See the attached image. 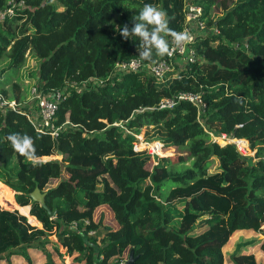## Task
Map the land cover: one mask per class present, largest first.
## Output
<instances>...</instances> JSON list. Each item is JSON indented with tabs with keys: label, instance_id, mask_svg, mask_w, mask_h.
<instances>
[{
	"label": "trees",
	"instance_id": "16d2710c",
	"mask_svg": "<svg viewBox=\"0 0 264 264\" xmlns=\"http://www.w3.org/2000/svg\"><path fill=\"white\" fill-rule=\"evenodd\" d=\"M198 2L208 31L191 43L193 61L161 79L114 69L115 60L148 62L139 38L119 32L144 4L165 10L176 31L183 0H23L0 18V74L20 67L26 52L38 59L33 85L63 93L55 136L35 128L26 103L0 106V261L31 264L38 251L43 264L64 254L74 264H119L132 247L136 262L222 264L229 235L252 229L261 238L242 241L230 259L259 264L243 249L258 243L264 252V0ZM11 87L7 95L0 84V94L20 101L18 84ZM180 91L197 92L202 106H156ZM139 131L174 156L133 149ZM208 131L245 139L252 154L208 141ZM11 133L32 138L35 162L12 148ZM34 187L53 215L31 199ZM100 204L114 225L93 218ZM19 205L40 226L13 211Z\"/></svg>",
	"mask_w": 264,
	"mask_h": 264
},
{
	"label": "built area",
	"instance_id": "2783aa9c",
	"mask_svg": "<svg viewBox=\"0 0 264 264\" xmlns=\"http://www.w3.org/2000/svg\"><path fill=\"white\" fill-rule=\"evenodd\" d=\"M23 0H6V6L0 10V18L12 14L14 8L22 6ZM202 6L198 0H183L182 3V25L176 30L177 32H188L192 39L190 42L176 47L174 44L171 53L163 57L159 56L148 62H141L138 58L115 60L114 69L116 71L140 70L143 69L155 78L161 79L170 71H177L176 63H185L193 61L195 52L191 43L200 34L208 31L201 16ZM167 40L171 41V37L167 36ZM62 89H51L47 92H40L35 85L31 84L29 89V99L27 104V116L37 130H48L50 134H57V126L52 122L57 101L62 97ZM183 99L194 103L198 108L202 106V100L197 92L180 91L170 98H162L156 104L157 107H170L176 100ZM23 103L16 101L14 98H5L0 94V106H9L15 108ZM128 131L127 129H125ZM136 139L133 142V149H145L150 154H161L162 144L159 140H145L137 133H133ZM208 141H216L220 144L232 142L240 153H243V143L245 139L230 136L224 132L213 133L208 131ZM245 145V144H244ZM246 148V146H245ZM249 151V150H248ZM86 220H83L85 223ZM75 225V222H72ZM121 261L119 264H122ZM97 264V263H93Z\"/></svg>",
	"mask_w": 264,
	"mask_h": 264
},
{
	"label": "rangeland",
	"instance_id": "374dc122",
	"mask_svg": "<svg viewBox=\"0 0 264 264\" xmlns=\"http://www.w3.org/2000/svg\"><path fill=\"white\" fill-rule=\"evenodd\" d=\"M214 12H217L216 9H214ZM38 59L33 57L29 53H24V59L20 67L14 69L11 71L9 68L4 69L2 74H0V84L3 86L4 89H6L7 95L11 94V91L13 92V88L11 87L12 82H16L19 86V99L20 103H27L29 99V89L31 84H33L34 80V71L37 65ZM5 59L0 60V67L4 65ZM179 66L175 67L178 68ZM138 136H142L141 131L137 133ZM143 137V136H142ZM144 139V138H143ZM207 139V138H206ZM146 140V139H145ZM152 141V140H150ZM245 144V145H244ZM243 145V150L242 154H252V151H248V147L246 144V141H244ZM246 146V148H245ZM162 151V150H161ZM176 150L173 147H167L163 148L162 155H168L170 157H173L175 154ZM57 157L54 155L48 156V158H53ZM152 158L149 159L147 162V166L150 167ZM173 184V182H167V185ZM165 187V186H164ZM15 211L19 216L23 217L27 221H29L30 224L40 226L39 222L31 216L27 211H26V206H21L19 205L17 209L13 210ZM101 218V221L105 224H111L114 225L115 221L112 217L111 211L109 210L106 205L99 209L95 215L94 219ZM197 229V228H196ZM53 230L47 231L49 237L54 240V234L52 232ZM251 238H256L260 239L261 234L254 232L252 229H236L234 230L226 240V242L222 245V252H223V261L222 264H233L231 259H230V251L233 248H236L239 244H241L242 241L248 240ZM62 250V249H61ZM245 252H252L255 256L256 261L259 264H264V252L260 249L258 243H248L246 247L243 249ZM31 255L33 257V262L31 264H43V257L38 251L31 252ZM122 257H126V251H123ZM19 260V259H18ZM54 260L56 264H74L73 261H71V257L64 254L61 256H55ZM13 262V260H12ZM0 264H5L3 261H0ZM12 264H29L24 261H21V263H17L15 259V263L13 262Z\"/></svg>",
	"mask_w": 264,
	"mask_h": 264
},
{
	"label": "clouds",
	"instance_id": "9594fccd",
	"mask_svg": "<svg viewBox=\"0 0 264 264\" xmlns=\"http://www.w3.org/2000/svg\"><path fill=\"white\" fill-rule=\"evenodd\" d=\"M119 34L124 40L138 37V55L142 60L147 61L152 60L153 53L163 57L171 53L173 44L180 47L192 39L188 32H177L170 28L167 12L153 4H144L133 19V26L129 28L127 24L123 25ZM165 36H170L171 41L165 39ZM7 140L15 151L35 162V147L30 136L11 133L7 136Z\"/></svg>",
	"mask_w": 264,
	"mask_h": 264
},
{
	"label": "water",
	"instance_id": "95a60500",
	"mask_svg": "<svg viewBox=\"0 0 264 264\" xmlns=\"http://www.w3.org/2000/svg\"><path fill=\"white\" fill-rule=\"evenodd\" d=\"M29 196L31 197V199L38 201L40 205L45 207L50 215H53L54 213L53 210H50L43 201V192H40L37 187H34L31 191H29ZM135 258H136V254H133L132 247H129L126 252V257L124 258L122 264H148V263L136 262Z\"/></svg>",
	"mask_w": 264,
	"mask_h": 264
},
{
	"label": "crops",
	"instance_id": "0c3cea01",
	"mask_svg": "<svg viewBox=\"0 0 264 264\" xmlns=\"http://www.w3.org/2000/svg\"><path fill=\"white\" fill-rule=\"evenodd\" d=\"M104 206H105L104 204H100V205L96 206V207L93 209V218H94L95 213H96L99 209L103 208ZM106 207H107V206H106ZM244 230H246V229H244Z\"/></svg>",
	"mask_w": 264,
	"mask_h": 264
}]
</instances>
